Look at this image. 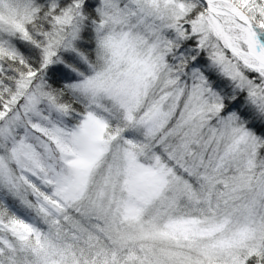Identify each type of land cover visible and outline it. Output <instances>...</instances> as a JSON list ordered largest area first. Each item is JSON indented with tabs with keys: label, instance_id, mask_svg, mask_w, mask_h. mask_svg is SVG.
Masks as SVG:
<instances>
[{
	"label": "snow or ice",
	"instance_id": "1",
	"mask_svg": "<svg viewBox=\"0 0 264 264\" xmlns=\"http://www.w3.org/2000/svg\"><path fill=\"white\" fill-rule=\"evenodd\" d=\"M0 264H264V0H0Z\"/></svg>",
	"mask_w": 264,
	"mask_h": 264
}]
</instances>
